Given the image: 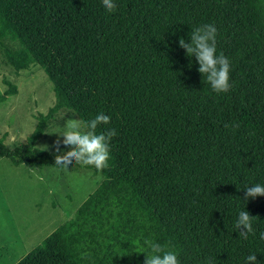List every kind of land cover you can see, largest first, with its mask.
<instances>
[{
    "label": "trees",
    "instance_id": "trees-1",
    "mask_svg": "<svg viewBox=\"0 0 264 264\" xmlns=\"http://www.w3.org/2000/svg\"><path fill=\"white\" fill-rule=\"evenodd\" d=\"M0 0V55L18 73L38 65L54 105L24 144L0 158L15 167L77 168L101 176L96 189L16 264H144V239L180 264H264V0ZM217 28V55L230 61V90L217 94L179 39ZM0 91V104L17 87ZM111 117L109 167L55 165L35 148L55 116ZM238 125V127H234ZM256 235L239 237L240 211Z\"/></svg>",
    "mask_w": 264,
    "mask_h": 264
},
{
    "label": "rangeland",
    "instance_id": "rangeland-1",
    "mask_svg": "<svg viewBox=\"0 0 264 264\" xmlns=\"http://www.w3.org/2000/svg\"><path fill=\"white\" fill-rule=\"evenodd\" d=\"M4 80L17 87V94L0 104V138L12 148L26 142L35 129L36 117L45 115L55 98L52 83L38 65L17 75L0 55L2 93L8 88ZM68 119L77 117L60 111L34 147L56 153L57 134ZM68 150L61 145V152ZM101 181V176L87 170L15 167L8 159L0 158V264L19 262L73 217Z\"/></svg>",
    "mask_w": 264,
    "mask_h": 264
},
{
    "label": "clouds",
    "instance_id": "clouds-1",
    "mask_svg": "<svg viewBox=\"0 0 264 264\" xmlns=\"http://www.w3.org/2000/svg\"><path fill=\"white\" fill-rule=\"evenodd\" d=\"M101 3L109 13L116 10L117 5L114 0H101ZM217 35V28L214 24H205L192 29L189 36L190 43L180 38L178 44L187 57H195L201 76L206 77L213 92L220 94L227 93L231 87L229 83L230 61L223 53L217 55ZM110 120L111 117L103 112L98 113L90 121L68 119L62 131L57 134L58 139L54 145L57 153L55 165L68 168L75 162L82 167H94L97 171L108 168L109 144L117 132L115 129H108L97 133V128L100 125H108ZM61 145L70 150L61 152ZM256 197H264V185L254 184L244 189L243 201L247 202ZM255 218L258 217H252L246 210L239 212L234 227L238 230L240 238L247 240L250 234L256 235L253 228ZM259 238L264 240V232L259 233ZM143 245L145 251L148 252L145 255L144 264H180L177 254L169 250L168 246L161 245L152 239H144ZM246 264H259L256 255H249Z\"/></svg>",
    "mask_w": 264,
    "mask_h": 264
}]
</instances>
